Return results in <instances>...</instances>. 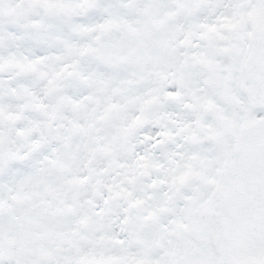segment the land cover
I'll use <instances>...</instances> for the list:
<instances>
[{"label": "snow or ice", "instance_id": "snow-or-ice-1", "mask_svg": "<svg viewBox=\"0 0 264 264\" xmlns=\"http://www.w3.org/2000/svg\"><path fill=\"white\" fill-rule=\"evenodd\" d=\"M0 264H264V0H0Z\"/></svg>", "mask_w": 264, "mask_h": 264}]
</instances>
